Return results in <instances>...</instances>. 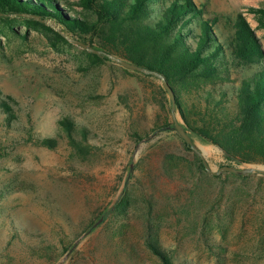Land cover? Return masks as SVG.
I'll use <instances>...</instances> for the list:
<instances>
[{
	"label": "rangeland",
	"instance_id": "374dc122",
	"mask_svg": "<svg viewBox=\"0 0 264 264\" xmlns=\"http://www.w3.org/2000/svg\"><path fill=\"white\" fill-rule=\"evenodd\" d=\"M55 1L66 12L83 13L79 0ZM194 2L206 5L210 16L222 17L226 28L228 17H243L264 50V0ZM26 19L18 13L0 16V95L17 116L7 126L0 109V190L18 186L2 204L17 223L58 244L62 238L75 245L99 212L114 210L123 199L118 213L93 229L76 248V257L71 260L75 249L64 264H161L145 245L148 222L158 227L176 264H232L215 255L205 238L230 249L246 246L252 244V224L242 215L234 222L222 220L224 238L217 230L210 232L212 225L204 217L221 190L239 182L209 179L215 175L198 169L177 131L161 130L146 143L133 138V133L147 139L157 132L151 130L166 100L162 81L125 73L112 60L98 64L60 24L51 20L67 35L61 34L65 41L27 25ZM168 98L172 108L169 92ZM175 117L183 123L178 112ZM65 120L87 130L93 147L89 159L70 145L62 128ZM191 136V149L201 160L202 153L213 171L225 165L262 167L230 162L221 148ZM39 138L56 139L58 145L41 146ZM125 247L134 252L135 262L128 261Z\"/></svg>",
	"mask_w": 264,
	"mask_h": 264
},
{
	"label": "trees",
	"instance_id": "16d2710c",
	"mask_svg": "<svg viewBox=\"0 0 264 264\" xmlns=\"http://www.w3.org/2000/svg\"><path fill=\"white\" fill-rule=\"evenodd\" d=\"M79 1L82 15L70 8L66 12L55 0H0V14H31L53 20L65 32L96 50L158 72L173 89L175 112L183 123L177 121L190 135L221 148L230 162L264 165V50L243 17H228L226 28L222 26V17L210 16L207 6L198 5L194 0ZM26 21L27 25L42 27L65 41L54 29L35 20ZM89 55L98 64L111 61L91 52ZM256 65L258 68L253 67ZM120 69L133 73L123 67ZM160 90L166 100L151 131L165 127L177 131L168 92L161 87ZM0 109L7 126L12 125L17 116L1 95ZM61 123L76 153L89 159L93 147L89 144L87 130L79 131L71 120ZM133 138L144 139L137 133H133ZM36 141L47 148L55 149L58 145L53 138ZM184 146L192 153L198 169L207 175L200 157L186 142ZM208 177L239 182L227 190L223 188L209 206L204 219L212 225L210 232L217 230L225 238L226 228L219 222L225 219L234 222L239 215L252 224V244L233 249L223 242L210 243V237L203 232L207 235L205 241L209 249L232 264H264V176L225 173ZM17 187L9 184L0 190V264H57L61 256L73 248L74 242L61 238L58 244L49 240L46 233L19 225L2 205L9 191ZM122 202L123 199L114 210L99 212L93 225L101 218H104L102 224H107L109 215L114 211L118 213ZM156 227L148 222L146 247L161 264H176L175 255L164 247ZM125 248L128 261L135 262L134 252ZM77 254L76 249L71 260ZM114 254L119 255L117 251Z\"/></svg>",
	"mask_w": 264,
	"mask_h": 264
},
{
	"label": "water",
	"instance_id": "95a60500",
	"mask_svg": "<svg viewBox=\"0 0 264 264\" xmlns=\"http://www.w3.org/2000/svg\"><path fill=\"white\" fill-rule=\"evenodd\" d=\"M0 16H2V14H0ZM23 16L27 17L28 19H34L37 22H40L41 24H44L54 30H56L57 32H59L60 34H62L63 36H67L60 28H58L55 24H53V22L51 20H45L42 19L39 16H35V15H31V14H23ZM75 44H77L78 46H80L81 48L88 50L89 52L93 53V54H97L100 55L102 57H106L116 63H118L120 66L128 69V70H132V71H136L142 74H145L147 76H152L155 77L159 80L162 81V84L164 86V88L169 92L170 97H171V101H172V111L175 114L176 111V97H175V93L173 91V89L171 88L170 84L168 83V81L165 79V77L161 74H159L158 72L146 69L144 67L138 66L136 64H133L129 61L123 60L113 54H110L108 52H104V51H99L94 49L93 47L89 46L88 44H85L79 40H72ZM175 117V116H174ZM171 129V127H165L162 129V131H167ZM174 129L177 130L178 134L181 136V138L187 143L188 146L193 147L194 148V141L192 136L190 135V133L186 130L185 126H183L182 124H180L177 121V117H175V127ZM161 130L157 131L155 134L151 135L149 138L147 139H143L141 141V143H146L148 141H150L151 139H153L154 137L157 136V134L160 132ZM203 163L205 165L206 170L211 173L212 175L215 176H219L221 174L224 173H230V174H235L237 176H264V165H261L262 167H252V168H241V167H237L234 165H225L222 166L221 168H219V170L217 171H213L211 169V167L209 166V164L207 163V161L204 159L202 153H199ZM132 168H133V164H132ZM104 218H101L100 220H98L93 226L92 228L86 232L85 234H83L81 236L80 239L77 240V242L75 243V245L73 246V248L64 256V258L58 263V264H64L68 258L71 256V254L73 253V251L78 247V245L80 244V242L87 237L89 234H91L92 230L95 229L96 227H98L101 223H103Z\"/></svg>",
	"mask_w": 264,
	"mask_h": 264
}]
</instances>
